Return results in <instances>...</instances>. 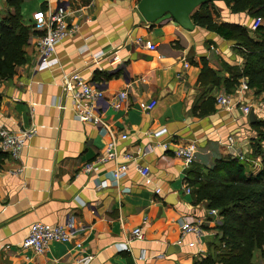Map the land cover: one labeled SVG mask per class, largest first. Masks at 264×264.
Instances as JSON below:
<instances>
[{
    "label": "crops",
    "instance_id": "obj_1",
    "mask_svg": "<svg viewBox=\"0 0 264 264\" xmlns=\"http://www.w3.org/2000/svg\"><path fill=\"white\" fill-rule=\"evenodd\" d=\"M138 2L19 4L20 22L32 35L26 62L0 83V128L19 132L35 126L36 135L18 160L0 149V264H85L87 257V264H194L205 257L207 243L217 233L216 219L212 223L206 217L207 203L196 202L188 181L203 180L220 158L250 153V124L240 106L255 104L257 97L241 77L243 59L234 40L196 25L183 30L168 16L149 23L138 12ZM57 7L67 12L69 35L55 47L58 64L37 71L41 32L32 17ZM207 9L216 23L242 27L253 38L254 19L246 12L233 14L222 1ZM12 13L6 0H0V17ZM204 64L215 81H205L208 73L201 78ZM75 72L102 93L95 102L101 121L116 136H127L116 141V159L96 174L81 168L104 154L110 137L101 125L76 120L63 85L64 75ZM237 76L238 86L225 90L222 80L234 82ZM121 92L126 97L115 109L112 103ZM219 96L231 100L230 111L217 104ZM209 97L214 98V111L201 115ZM153 100V109H142ZM251 110L264 118V112L254 106ZM191 144L196 157L185 167L173 150ZM124 152L135 159L126 176L115 182L112 170ZM138 166L148 168L149 184ZM35 222L50 227L71 222L72 235L67 243H51L36 255L21 245ZM197 222L203 237L182 232V224ZM139 227L143 240H132L130 233ZM255 264H264V258L259 256Z\"/></svg>",
    "mask_w": 264,
    "mask_h": 264
},
{
    "label": "trees",
    "instance_id": "obj_2",
    "mask_svg": "<svg viewBox=\"0 0 264 264\" xmlns=\"http://www.w3.org/2000/svg\"><path fill=\"white\" fill-rule=\"evenodd\" d=\"M22 0H6L13 13L0 17V83L15 74V68L26 62L29 27L20 22L18 6ZM233 14L246 12L254 20L263 23L249 37L246 29L229 24L216 23L206 2L191 15L193 25L212 31L225 40H234L240 47L243 59L241 77L255 95L264 93V0H219ZM202 11V12H201ZM201 12V13H200ZM42 35V33H41ZM40 35V36H41ZM204 68L205 81H215L211 71ZM222 80L225 90L238 86ZM204 81V82H205ZM206 85V84H202ZM220 85V84H213ZM214 98L204 101L201 115L214 111ZM250 124L249 149L245 160L227 156L215 161L208 168L203 180H189L196 202L205 201L208 209L217 211V231L207 243L205 257L194 264H253L254 253L264 256V118L258 117ZM256 254V253H255Z\"/></svg>",
    "mask_w": 264,
    "mask_h": 264
},
{
    "label": "built area",
    "instance_id": "obj_3",
    "mask_svg": "<svg viewBox=\"0 0 264 264\" xmlns=\"http://www.w3.org/2000/svg\"><path fill=\"white\" fill-rule=\"evenodd\" d=\"M67 12L64 7L47 8L46 11H37L33 14L34 28L42 33L38 41V53L37 61L35 63V70L49 69L58 64V60L55 57L56 45L67 35H69L67 24ZM262 24L261 19L257 18L253 20L250 26L251 30H255ZM140 42V40H139ZM141 43V42H140ZM150 49H154L155 46H150ZM101 54H98L100 56ZM186 67L187 64L184 63ZM63 85L65 90L69 93L71 98V107L76 120L81 123H91L94 125H101L105 132L110 137V142L105 148L103 155L96 157L94 160L82 166L81 171L85 174H96L99 167L109 161L116 159L115 146L117 139L125 140L126 134H120L116 136L113 130L109 128L107 124L101 121L99 115L95 111V102L102 97V93L94 88L89 82L83 79L78 73H70L64 75ZM126 97V92H121L116 102L112 103L115 109L121 107L122 101ZM156 102L150 101L142 106V109L149 111L153 109ZM217 104L222 108L230 111L233 108L231 100L226 96H219L217 98ZM258 109L264 108V101L258 106ZM251 106H240L241 114L245 117L249 114ZM259 109V110H260ZM160 132L157 134L159 135ZM36 135L35 126H30L19 132H11L5 128H0V149L10 155L13 160H18L23 147L28 143L31 138ZM230 142H232L230 140ZM231 144V143H230ZM167 144H161L163 150L167 149ZM196 146L194 144L187 146H177L173 150V156L181 160L185 167L189 166L196 157ZM140 156L145 155L144 151L138 152ZM121 162L115 164L112 170L113 181L117 182L126 176L130 164L134 162L135 157L129 152H124L121 156ZM240 160H245V157L239 155ZM138 173L144 177L146 184L151 182L149 178V171L146 167H136ZM99 187L105 186V182L98 183ZM159 193V189L155 190ZM188 191V189H187ZM206 217L214 223V219L217 220V211L209 209ZM182 232L193 233L197 238L204 236V230L201 222L197 223H184L182 224ZM73 224L66 223L63 226L50 227L41 222H35L28 228V232L22 241V248L32 251L36 255H42L51 243H67L72 235ZM132 240H143L142 229L135 228L131 233ZM90 257L82 259L87 264Z\"/></svg>",
    "mask_w": 264,
    "mask_h": 264
},
{
    "label": "water",
    "instance_id": "obj_4",
    "mask_svg": "<svg viewBox=\"0 0 264 264\" xmlns=\"http://www.w3.org/2000/svg\"><path fill=\"white\" fill-rule=\"evenodd\" d=\"M219 0H139L137 10L143 19L153 23L168 16L183 30L191 31L194 25L191 22L193 11L206 2H217ZM249 123L257 120L253 110L248 115Z\"/></svg>",
    "mask_w": 264,
    "mask_h": 264
},
{
    "label": "rangeland",
    "instance_id": "obj_5",
    "mask_svg": "<svg viewBox=\"0 0 264 264\" xmlns=\"http://www.w3.org/2000/svg\"><path fill=\"white\" fill-rule=\"evenodd\" d=\"M261 22L263 23V21L261 20ZM252 92H253V94H254V96H256L257 97V99L255 100V104H252L251 105V108L253 109V106L255 107V108H257L256 106H258L262 101H264V93H262V94H259V95H255V93H254V91L253 90H251ZM238 92H236V94H237ZM235 94V95H236ZM241 106H243V105H241ZM247 106H250V105H247ZM258 109V108H257ZM260 109V108H259ZM258 109V110H259ZM260 112H264V108L263 109H260L259 110ZM251 112V110L249 111V113ZM249 115V114H248ZM247 115V116H248ZM256 253V254H255ZM254 253V258H253V264H255V261L257 260V259H259V255H258V253H257V251ZM262 258H264V256L262 257Z\"/></svg>",
    "mask_w": 264,
    "mask_h": 264
}]
</instances>
